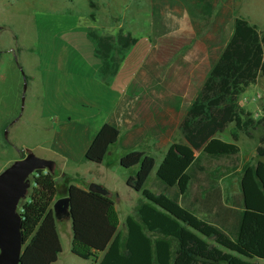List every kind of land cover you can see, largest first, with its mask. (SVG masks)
Returning <instances> with one entry per match:
<instances>
[{
    "label": "rangeland",
    "instance_id": "obj_1",
    "mask_svg": "<svg viewBox=\"0 0 264 264\" xmlns=\"http://www.w3.org/2000/svg\"><path fill=\"white\" fill-rule=\"evenodd\" d=\"M88 1L96 3L94 19L90 17ZM88 1L0 0V172L27 152L48 161H54V151L68 152L72 149L69 138L106 109L120 88L126 91L123 108L119 106L116 113L125 112L127 103L132 122L148 128L152 119L159 116L153 97L162 93L164 82H169L171 143H184L179 122L229 41L234 19L242 16L260 34L264 33V0H187L189 12L179 0H125L122 31L129 32L138 43L121 63L116 85H106L94 75L96 61L89 54L90 42L83 39V28L89 26L100 34L114 35L118 20L110 19L106 0ZM209 7L213 9L206 11ZM239 104L254 126L246 134L230 125L220 137L232 141L235 133L241 151L231 158L194 152L195 160L188 169L190 187L178 205L208 228L217 220L240 221L244 211L236 206L241 173L235 170L259 160L255 149L264 135V75L246 89ZM58 118L69 119L72 131ZM57 137L62 142H56ZM143 147H124L117 141L101 165L88 162L83 156L78 159L82 177L103 182L119 195L116 199L114 193L112 200L116 202L122 237L125 217L133 215L136 205L145 199L125 184L126 177L134 176L137 167L122 168L118 159L131 151L144 152ZM160 154H147L155 159V166L145 188L155 194L158 190L152 187V180L156 179L155 171L163 156ZM31 177L19 209L33 185ZM218 186L225 191V204L236 207L234 211L215 207L214 197L208 202L194 194ZM248 215L264 220V216ZM203 230L210 233L207 228ZM57 231L63 251L56 264H90L71 253L68 217L57 222ZM233 232L232 228L231 236ZM206 240L213 241L210 237Z\"/></svg>",
    "mask_w": 264,
    "mask_h": 264
},
{
    "label": "trees",
    "instance_id": "obj_2",
    "mask_svg": "<svg viewBox=\"0 0 264 264\" xmlns=\"http://www.w3.org/2000/svg\"><path fill=\"white\" fill-rule=\"evenodd\" d=\"M90 17L94 19V13ZM86 37L99 62L96 77L110 85L138 39L121 30L116 35L88 30ZM260 75H264V33L236 18L229 41L178 126L185 144H172L157 171L152 187L159 194L144 189L155 166L153 157L131 151L119 159L122 168L137 167L126 185L141 192L145 199L136 205L133 215L125 217L124 237L109 196L74 185L67 187L64 196L70 200L71 253L93 264H259L237 254L264 257V220L248 215L264 216L263 161L241 170L236 206L244 211L235 241L213 226L208 228L196 222L178 205L190 187L188 169L195 160V151L214 158H231L239 153L235 133L231 142L222 140L220 135L230 125L235 131L249 134L254 122L241 109L239 99ZM119 134L115 126L103 124L88 147L85 160L101 164ZM255 152L258 158H264V135ZM44 172L39 170L32 175L28 201L19 209L24 242L21 264H54L62 252L52 209L61 196L52 169ZM207 237L212 238L213 244Z\"/></svg>",
    "mask_w": 264,
    "mask_h": 264
},
{
    "label": "crops",
    "instance_id": "obj_3",
    "mask_svg": "<svg viewBox=\"0 0 264 264\" xmlns=\"http://www.w3.org/2000/svg\"><path fill=\"white\" fill-rule=\"evenodd\" d=\"M124 1L125 0H106L105 1L108 4L107 11H108L110 19L111 20H118V26H116V24H114V26L118 30H121V31L123 29L122 28L123 25L121 24L120 21L123 20V13H124V10L126 9L123 6ZM205 2H207V1H205ZM179 3L180 4L185 3L184 5H185V7H187V12H189V9H188L189 6L187 4L188 3L187 0H184V1L179 0ZM90 4H93L94 7L93 8L90 7ZM117 4L119 7H114ZM233 4H235V3H233ZM88 5L90 7L91 12L94 13L93 9H95L96 3H94L93 1H90V2L88 1ZM196 8H198V6ZM202 9H204V8H202ZM211 9H213V8L209 7L206 11H209ZM94 15H95V13H94ZM209 18H212V17H209ZM237 18H242L245 20V18H243L242 16L237 17ZM88 30H95V28H91L89 26H85L83 28V34L82 35H83V39L85 41L86 40L89 41L88 38L86 37V33ZM118 30H117V32H118ZM116 34H114V35H116ZM103 35H109V34L103 33ZM90 44H91V42H90ZM90 44H88L89 54L96 61V66L94 69V75L96 77V71H97V68L99 66V62L96 58H94L93 46H92V44L91 45ZM119 73H120V69H119L118 75L115 77L114 81L111 84L116 85V80L119 76ZM102 82H104V81H102ZM105 84L108 85L107 83H105ZM130 85H131V82H130L128 88L130 87ZM128 88H127V90H128ZM125 91L126 90L120 88V91H118L117 95L114 96L110 105L106 109L100 110L98 115H96L95 117H92V119L90 121H88L85 125H82V128L77 135L71 136L69 138L68 144H69V147H72V149L68 150V152H66L65 154H63V153L61 154L59 152L54 151V161H51L52 172L54 173V176L56 179V185H57L58 191L60 192L59 195L61 197H65L64 195L66 193V189H67V187H69L71 185L77 186L83 190H87L88 186L91 183H94V184H97V185L105 188L108 191V193H109L108 196L111 199H112V195H114V193L116 194V199H119V195L116 192H114V190H112L108 186H106V184H104L103 182H98V181L94 180L93 178L82 177V174L80 172H78V168H77V165L80 163V162H78L79 161L78 159H80L82 156L83 157L85 156V153H86L88 147L90 146L91 142L93 141L96 133L101 128V126L105 123L111 124L119 130L120 134H119L118 141H119V143H122L124 145V147L145 145V147H143L145 154L157 155V154L163 153V156H162V158H161V160H160V162L156 168V171H155V176L157 175V171H158L160 165L162 164L167 151L172 146V143H171V100H172L171 84L169 82H164L163 88H162V93L154 95L153 99H156V101H157L155 109H156V112L159 114V116L152 119V123L148 128H146L144 124H138L137 125L136 124L137 122L136 123L132 122V120L128 117L129 112H127V111H128L129 105L127 103H126V105L124 103L125 112H123L121 110L120 113H116V110H117V108H119V106H121V109L123 108L122 107V105H123L122 98H123V93ZM152 96H153V93H152ZM185 113H186V111L184 112L182 119L184 118ZM57 120H59V118ZM69 121L70 120L67 118H64L63 120H59L60 123H64L66 125V127L69 128V131H70V129L72 131V127L70 126ZM181 121L182 120H180V122ZM180 122H179V124H180ZM135 124H136V126H135ZM142 125H143V128L141 127ZM179 134H180V132H179ZM180 138L183 140L181 134H180ZM55 141L56 142H62V140L59 137L55 138ZM229 142H231V141H229ZM179 144H185V143H179ZM237 145L239 146V144H237ZM110 148L108 150L107 155L110 154L109 153ZM239 150L241 151L240 146H239ZM160 155H162V154H160ZM120 158L121 157H119V159ZM119 159H118V161H119ZM259 160L264 162V158H259ZM101 164H97V165H101ZM57 170H58V172H57ZM235 172L241 173V169L236 168ZM227 176H229V175H227ZM128 178L129 177H126L125 184H126ZM152 181H154V180H152ZM144 189L149 190L148 188H145V185H144ZM157 193L159 194L158 191H157ZM224 193H225V191L222 189L221 186L214 187V188L210 187L205 192H203L202 190L194 191V194L196 196L199 195L201 198L206 199V201H208V202L212 200V197H214V200H215L214 206L215 207L222 206L224 208H227V209L234 211L236 209V207L226 205L224 200L222 199ZM138 194H140L142 196L141 192H139ZM61 197H59V198H61ZM218 197L220 199H218ZM26 201H28V197L25 199L24 202H26ZM114 206L116 207L115 201H114ZM55 220H56V232L58 234L57 222H61L62 219H56L55 218ZM238 223H239V221H234L233 219H230V220L223 219V220H217V222H212L213 227L219 229L221 232H224V234H226L228 237H230V239L232 241H234V239H236V237H237V232H238V227H239ZM68 224L70 225V230H71V221H70L69 217H68ZM119 225H120V222H119ZM232 228L234 229L233 236H231V234H230L232 231ZM228 229H229L230 233L227 231ZM236 229H237V231H236ZM234 235H235V237H234ZM71 236H72V230H71ZM58 238H59V234H58ZM59 240H60V238H59ZM212 243H213V241H212ZM61 248H62V246H61ZM62 251H63V249H62ZM237 255L239 257L245 259V260L256 262L259 264H264L262 262V261H264V257L254 256V255H251V257H250V256L242 255V254H237ZM58 260H59V256H58L56 263L58 262ZM90 264H93L92 261H90Z\"/></svg>",
    "mask_w": 264,
    "mask_h": 264
},
{
    "label": "water",
    "instance_id": "obj_4",
    "mask_svg": "<svg viewBox=\"0 0 264 264\" xmlns=\"http://www.w3.org/2000/svg\"><path fill=\"white\" fill-rule=\"evenodd\" d=\"M51 161L36 157L28 152L23 158L14 161L0 172V264H21L24 242L21 233L19 203L29 189V177L39 170H51ZM87 191L108 196V191L94 183ZM68 196L58 198L52 205L56 219L69 214Z\"/></svg>",
    "mask_w": 264,
    "mask_h": 264
},
{
    "label": "built area",
    "instance_id": "obj_5",
    "mask_svg": "<svg viewBox=\"0 0 264 264\" xmlns=\"http://www.w3.org/2000/svg\"><path fill=\"white\" fill-rule=\"evenodd\" d=\"M258 97H260V96H258ZM46 173V170H45V172H44V174Z\"/></svg>",
    "mask_w": 264,
    "mask_h": 264
}]
</instances>
